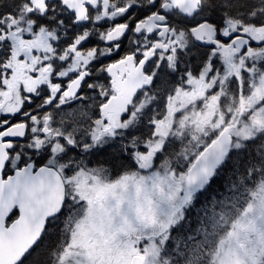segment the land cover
<instances>
[{
    "label": "snow or ice",
    "instance_id": "1",
    "mask_svg": "<svg viewBox=\"0 0 264 264\" xmlns=\"http://www.w3.org/2000/svg\"><path fill=\"white\" fill-rule=\"evenodd\" d=\"M0 264H264V0H0Z\"/></svg>",
    "mask_w": 264,
    "mask_h": 264
},
{
    "label": "flooded vegetation",
    "instance_id": "2",
    "mask_svg": "<svg viewBox=\"0 0 264 264\" xmlns=\"http://www.w3.org/2000/svg\"><path fill=\"white\" fill-rule=\"evenodd\" d=\"M127 47H129V44H128V41L125 39L124 44H123V48H127ZM195 226H196L195 221L193 220L192 227H195Z\"/></svg>",
    "mask_w": 264,
    "mask_h": 264
}]
</instances>
